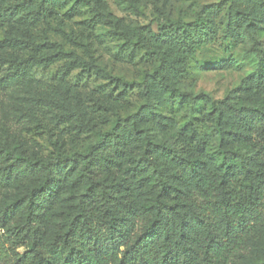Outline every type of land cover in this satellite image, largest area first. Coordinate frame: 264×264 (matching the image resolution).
<instances>
[{
	"label": "rangeland",
	"instance_id": "374dc122",
	"mask_svg": "<svg viewBox=\"0 0 264 264\" xmlns=\"http://www.w3.org/2000/svg\"><path fill=\"white\" fill-rule=\"evenodd\" d=\"M217 3L218 12L213 6ZM228 4L229 0H68L35 24L1 25L0 75L9 66L7 60L58 53L59 59L46 67L32 66L26 79L0 93V144L21 143L28 154L42 157L71 154L95 144L115 123L126 119L129 124L135 114L138 118L146 113L138 126L175 150L178 159L192 161L195 170L218 165L220 147L251 154L263 147L264 162V138L247 132L235 112L241 107L264 110V80L258 78L264 74V56L257 59L244 24L228 16ZM206 5L212 32L200 47L184 50L155 41L158 23L191 22ZM245 8L257 16L251 31L264 49V17L255 4ZM138 32L146 45L135 47L130 40L135 41ZM176 90L185 95L178 97ZM218 106L224 107L222 112ZM140 151L138 145L127 147L118 164L103 174V182L122 192L130 187L140 205L154 198L174 201V186L187 189L190 168L185 161L177 162L171 150L155 151L152 157L163 168L167 185L161 190ZM85 185L68 182L58 191L57 209L44 224L48 238L63 228L80 200L92 205L88 196L81 197ZM30 186L23 182L4 189L0 208ZM24 212L20 207L8 225L21 220ZM8 225L0 227V250L5 254L0 264H8L28 242ZM232 264H264V214Z\"/></svg>",
	"mask_w": 264,
	"mask_h": 264
},
{
	"label": "trees",
	"instance_id": "16d2710c",
	"mask_svg": "<svg viewBox=\"0 0 264 264\" xmlns=\"http://www.w3.org/2000/svg\"><path fill=\"white\" fill-rule=\"evenodd\" d=\"M67 2L0 0V26L9 21L35 24ZM251 3L264 17V0H229L227 14L235 24H244L256 57L262 60L264 49L257 45L251 31L257 16L245 8ZM220 5H213L215 11ZM208 7H201L191 22L179 19L158 23L155 41L184 50L200 47L212 32ZM135 37V41L130 40L132 46L146 45L141 33ZM58 55L7 60L9 66L0 75V93L26 79L32 66L46 67L58 60ZM261 77L264 80V74ZM176 91L178 97L185 95ZM223 108L216 107L219 112ZM235 112L247 132L264 138V110L241 107ZM145 116L141 113L137 118L135 114L129 124L126 119L115 123L95 144L71 154L42 157L28 154L21 143L0 144V195L17 183H31L27 191L0 208V227H7L20 207L25 209L21 220L8 228L13 226L28 242L8 264H232L264 214L263 147L258 146L253 154L220 147L218 165L205 164L195 170L192 161L178 159L175 150L154 141L146 128L138 126ZM131 145L141 147L140 157L157 175L161 190L167 187L163 168L152 155L157 150L174 152L172 157L177 162L185 161L191 170L187 189L174 186V201L154 198L140 205L139 195L130 187L122 192L115 185H106L103 174L118 164ZM68 182L85 183L81 197L88 196L92 205L80 200L78 210L63 228L48 238L44 224L50 212L57 209L58 191ZM178 198L180 202L175 201ZM2 252L0 262L5 256Z\"/></svg>",
	"mask_w": 264,
	"mask_h": 264
}]
</instances>
